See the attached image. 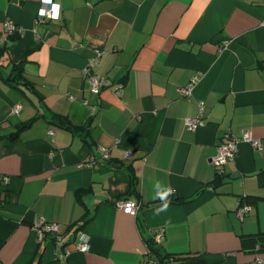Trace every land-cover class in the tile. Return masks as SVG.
Wrapping results in <instances>:
<instances>
[{
  "label": "crops",
  "instance_id": "crops-1",
  "mask_svg": "<svg viewBox=\"0 0 264 264\" xmlns=\"http://www.w3.org/2000/svg\"><path fill=\"white\" fill-rule=\"evenodd\" d=\"M49 2L55 17L0 0V264H264V197L250 196L264 192V0ZM225 129L236 152L216 173ZM101 147L107 158L77 165ZM125 197L135 214L115 205ZM36 216L63 236L37 238ZM78 229L85 251L67 245Z\"/></svg>",
  "mask_w": 264,
  "mask_h": 264
},
{
  "label": "built area",
  "instance_id": "built-area-1",
  "mask_svg": "<svg viewBox=\"0 0 264 264\" xmlns=\"http://www.w3.org/2000/svg\"><path fill=\"white\" fill-rule=\"evenodd\" d=\"M42 5L38 8V13L40 15L47 14L49 16L55 17L57 15L56 9L54 7V4H51L49 0H41ZM50 5V6H46ZM6 28L8 30L16 28L14 24L12 23L11 20L7 19L4 22ZM3 40V38H0V41ZM94 59H90L89 63H91ZM88 87L91 91H97L98 87L102 85V77L97 75L96 73H89L88 78ZM190 84L191 82L188 83L186 86H180L178 88V91L181 94L187 95L190 92ZM201 106V104H199ZM199 106V109H200ZM19 103H14L12 104L10 111L13 113H17L19 110ZM92 108H90V112H92ZM201 123L200 120V115L197 113L196 115L190 117V116H185L183 118V125L187 129L193 130L198 124ZM49 133H51V130H48ZM220 137L222 138V141L216 146L215 153L210 157V161L215 169L216 173H221L222 172V165L223 163L232 158L236 152V144L238 142V139L227 129L223 130L221 132ZM240 139L244 141H248L252 147H259V140L257 138H253L248 130H241L240 133ZM100 155H95V154H89L88 156H84L82 159L77 161V165L80 166L82 164H88L94 160H98L101 158H107V151L103 149L102 147L100 148ZM8 180V176L5 174L0 173V183L5 184ZM115 205L121 209L122 211L128 213V214H135L136 209L138 208V203L128 197L125 198H119L115 200ZM246 206L239 207L237 209V215L239 217L242 216L243 211L245 210ZM31 227L34 229L37 238H41L43 234L48 233L50 234L54 239H60L63 234L60 233L57 229V222L56 221H50L46 220L42 217L36 216L33 218L31 222ZM162 236V230L160 228L155 230V233H153V238L152 240L154 242H159L160 238ZM71 244L72 247L85 251L89 247V242H88V236L86 233L78 229L75 231L74 235L70 239V241L67 243ZM67 245L64 247V252H66ZM145 253L148 254V250H145ZM180 259L177 258L176 256L169 255L166 258L162 260H156L152 259L149 257H143L139 260H137L134 264H179Z\"/></svg>",
  "mask_w": 264,
  "mask_h": 264
},
{
  "label": "trees",
  "instance_id": "trees-1",
  "mask_svg": "<svg viewBox=\"0 0 264 264\" xmlns=\"http://www.w3.org/2000/svg\"><path fill=\"white\" fill-rule=\"evenodd\" d=\"M4 47L3 45H0V53L3 51ZM13 70H16V72L14 73L15 75L17 74V76L20 75V67L18 64H15L13 67ZM11 68V69H12ZM18 78V77H17ZM55 115V114H54ZM53 115V116H54ZM54 117H56L58 120H57V123H59L60 125H63L64 127H70V125L67 123L66 120H62L60 118V115H55ZM69 125V126H68ZM259 181L261 182L262 186H263V190H264V170H262L260 173H259ZM2 184V183H0ZM251 197H264V192H263V195L261 196H258V195H250ZM69 227V226H68ZM151 240V239H150ZM149 238L146 239V247H147V250H148V253L150 252V249L153 248L151 247V242H150ZM169 255H174V256H179V257H183L182 255L180 254H169ZM187 256H184V260H183V263L184 264H205L203 261H200L199 259H196V258H190V259H186ZM182 261H180L179 264H181Z\"/></svg>",
  "mask_w": 264,
  "mask_h": 264
},
{
  "label": "rangeland",
  "instance_id": "rangeland-1",
  "mask_svg": "<svg viewBox=\"0 0 264 264\" xmlns=\"http://www.w3.org/2000/svg\"><path fill=\"white\" fill-rule=\"evenodd\" d=\"M181 261V260H180Z\"/></svg>",
  "mask_w": 264,
  "mask_h": 264
}]
</instances>
